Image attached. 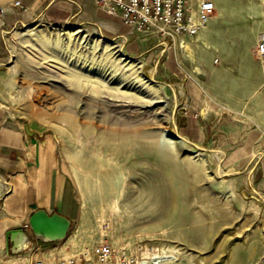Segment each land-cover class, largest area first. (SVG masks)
Returning a JSON list of instances; mask_svg holds the SVG:
<instances>
[{
	"label": "rangeland",
	"instance_id": "1",
	"mask_svg": "<svg viewBox=\"0 0 264 264\" xmlns=\"http://www.w3.org/2000/svg\"><path fill=\"white\" fill-rule=\"evenodd\" d=\"M16 1L0 4V264L26 253L9 251L6 232L30 229L34 205L27 200L44 193L50 176L52 192L61 178L64 202L71 198L68 235L77 232L66 243L31 238L30 249L49 253L45 249L57 246L68 256L108 241L136 256L141 253L137 247L167 254L172 249L171 264H264V65L256 53L264 38V0H213L219 15L215 12L204 32L166 46L154 36L129 32L93 5L73 16L70 0H20L21 7L14 6ZM40 20L80 25L123 43L130 55L144 61V75L164 85L168 106L140 108L110 89H100L95 98L79 96L59 83L41 89L45 93L37 100L32 88L52 68H38L29 56L32 62L22 61L10 73L16 58L8 38L13 28ZM78 49L80 61L90 56L87 66L94 53ZM55 50L45 49L49 56ZM68 50L60 57L68 58ZM103 64L94 66L96 72ZM241 65L250 70L245 69L248 76L242 77ZM68 118L73 131L64 132ZM89 121L101 127L87 129ZM163 121L181 139L165 138ZM113 124L123 133L104 131ZM47 138L54 144L49 170L44 154L29 152L32 142L44 150L41 143ZM164 138L172 148L162 144ZM188 150L205 154L216 180L188 167ZM221 153L219 163L216 155ZM71 163L80 174L112 170L113 189L80 201ZM220 171L225 174L216 173ZM231 180L237 195L228 198ZM21 202L22 208L17 207ZM9 214L24 219L10 225ZM79 220L83 226L78 229Z\"/></svg>",
	"mask_w": 264,
	"mask_h": 264
},
{
	"label": "bare ground",
	"instance_id": "2",
	"mask_svg": "<svg viewBox=\"0 0 264 264\" xmlns=\"http://www.w3.org/2000/svg\"><path fill=\"white\" fill-rule=\"evenodd\" d=\"M4 1L6 0H0V4ZM217 15H219L218 12H216L215 17ZM8 41L10 43L12 53L11 57L16 58L15 64L10 67V73H15L16 66L19 65L22 61L32 62L31 59H29V56H31L30 58L36 61V65L39 66L38 68H43L41 66L43 64H47L50 68H52L50 73L43 74L42 78H45V80H41L38 84L36 83L37 85L32 88L37 89L35 90V98L37 100L45 93L41 89H52L53 83H59L65 89H74L73 92H75L79 96L86 95L89 98H95L100 94V89H110L115 93L122 95L123 98H128V104L134 103L140 108H156L163 110L165 105L168 106V100L163 91V89H165L164 85L153 80L152 78H147L144 75V61L130 55L127 49L125 50L123 48V43L118 42L116 39L109 38L106 35L100 34L97 30H95V32H91L80 25H67L63 22H59L58 24L46 23L40 20L38 22L36 21L26 24L22 28H13L10 31V37L8 38ZM49 47H51L52 49H56V52L52 56H49L45 51V49ZM79 47L86 48L94 53L90 58V64H88L87 66L84 64L87 63L90 56L86 58L88 60L84 59L85 57H83V59L80 61V55H77V50H79ZM67 49H69L68 51H71L72 53L69 54L68 58L64 57L66 59L61 58V52H64V50ZM64 53L67 52L65 51ZM98 53L100 54L96 57V54ZM13 60L14 59H12V61ZM104 60L110 63V66L108 68L106 62V64H103ZM97 63L103 64L98 72H96V68H94ZM152 71H155V67ZM84 72H86V74ZM90 73L93 74L89 75ZM41 82L42 84L46 83L47 85H42L40 84ZM65 122L67 128L64 130V132L73 131V120H69L68 118ZM166 123V121H163L160 124L162 135L165 138L169 137L168 139L171 140H175L176 138L181 139L182 136L169 132ZM84 125H86L85 127H87V129L91 130L94 128V126L97 128L101 127L95 125L94 122L90 121L85 122ZM113 125L114 126H104V131L110 130L113 133L117 134L123 133V130L117 128V124ZM132 128L134 127L132 126ZM165 138L162 139V144H164L168 148H172V144ZM32 143L33 144L29 148V152L33 155L35 153H37L38 155L44 154L45 159H47V162L44 163V168H46L47 170L51 169L53 163L49 160L53 156L54 144L49 138H47L45 142L41 143V145H45V149L42 150L41 146H37L35 144L36 142ZM184 154L186 159L188 160L187 165L192 169V171L196 172L199 175L204 174L205 179L208 181L216 180V176H214L211 172L208 161L204 157V153L200 151L188 150ZM255 155L256 153L254 154V156ZM259 156L260 154L257 155V157ZM216 158L220 163L223 159L222 153L216 155ZM70 165L73 168L72 175L74 178V185L76 186V189L78 191L80 201L88 202L94 197L92 196L93 194H98V192L101 190H109V188L113 189V184L110 180L113 177L112 170L106 169L105 173H103L102 171H98L99 174L97 176L88 171L87 175L80 174L78 172L80 169L77 171L73 163H71ZM230 171L232 172V169ZM222 172L223 171L216 173H218V175L225 174ZM92 174L94 175V177ZM223 181H225L224 178ZM60 183L61 181H59V184ZM183 183L184 179L178 181V184L180 185H182ZM228 194V198L229 196L231 197L233 195H237L234 189L233 180H231L230 190ZM256 208L258 209L257 206ZM114 209L116 210V205H114V207L112 208L113 211ZM9 215L10 217H12L9 219L10 225H17L24 219L22 216H18L16 214ZM80 226H83L81 220L78 221L77 228L79 229ZM25 231L29 236H33L30 229H27ZM76 232L77 231L75 230L70 233L62 240L61 243L68 242L73 237V233L75 234ZM137 248H139L138 252L141 251V253L137 256L139 264H163L164 262L171 264L172 261L170 260L171 258H174L173 255L175 251L172 249L169 250L171 254H167L164 253L160 248L156 247H153V249L151 250L147 248L145 249V246H143L142 248ZM43 253L46 252L31 248L24 255L19 254L17 256L6 257L5 259H2L1 263L34 264V259Z\"/></svg>",
	"mask_w": 264,
	"mask_h": 264
},
{
	"label": "built area",
	"instance_id": "3",
	"mask_svg": "<svg viewBox=\"0 0 264 264\" xmlns=\"http://www.w3.org/2000/svg\"><path fill=\"white\" fill-rule=\"evenodd\" d=\"M79 6L82 0H70ZM104 14L116 18L129 32L150 35L163 45L192 40L205 31L214 17L213 0H92ZM21 7V1L14 3ZM258 59L264 65V39L256 48ZM27 230V229H25ZM51 252L40 254L34 264H139L136 254L117 249L108 241L95 243L89 251L62 255L57 246Z\"/></svg>",
	"mask_w": 264,
	"mask_h": 264
},
{
	"label": "water",
	"instance_id": "4",
	"mask_svg": "<svg viewBox=\"0 0 264 264\" xmlns=\"http://www.w3.org/2000/svg\"><path fill=\"white\" fill-rule=\"evenodd\" d=\"M28 224L33 236H29L25 230L10 229L6 232L9 251L14 254L27 252L33 245L31 238L41 243H55L62 241L69 233L71 220L58 212L48 213L44 209H36L30 213Z\"/></svg>",
	"mask_w": 264,
	"mask_h": 264
},
{
	"label": "crops",
	"instance_id": "5",
	"mask_svg": "<svg viewBox=\"0 0 264 264\" xmlns=\"http://www.w3.org/2000/svg\"><path fill=\"white\" fill-rule=\"evenodd\" d=\"M67 3L70 7V10H68V12L73 16L78 15L81 11H83V9H85L86 6H89V5H90V7L92 5L95 6L94 3L92 2V0H82L80 7L74 5L73 2H71V1H68ZM261 68H262V70H264V66H261ZM245 69H247V68H245L243 65H241L239 67V71H240L242 77L246 76L247 74L249 75V72H246ZM247 70L250 71L249 69H247ZM223 73H224V69H222L220 71V75L222 77V80H223V75H224ZM51 177L52 176H50L49 179L45 180V185L43 188L44 193L35 194V196L33 198H30L27 200L28 204L34 205V207L32 209H30V213H32L35 209H44L48 213L58 212L59 214L64 215L67 218H71V214H72V209L70 210L71 198L69 197L67 199L68 201H66V203L64 202L66 190H65V187L63 185V182H62L61 186L59 184V181L61 180V178H59L57 180V182H55V185L57 188L54 190V192H52L53 190H52L51 181H50ZM49 183H50V185H49ZM67 194H69V192H67ZM31 197H32V195H31ZM16 204L18 205L17 207H20V208H22V206H23V202L16 203Z\"/></svg>",
	"mask_w": 264,
	"mask_h": 264
}]
</instances>
